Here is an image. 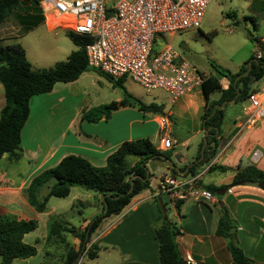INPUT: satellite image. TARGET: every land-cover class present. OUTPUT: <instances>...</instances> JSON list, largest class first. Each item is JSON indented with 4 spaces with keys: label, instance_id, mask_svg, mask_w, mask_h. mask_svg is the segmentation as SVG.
I'll use <instances>...</instances> for the list:
<instances>
[{
    "label": "crops",
    "instance_id": "obj_1",
    "mask_svg": "<svg viewBox=\"0 0 264 264\" xmlns=\"http://www.w3.org/2000/svg\"><path fill=\"white\" fill-rule=\"evenodd\" d=\"M29 15L15 10L5 17L0 23L1 45L14 42L22 44L17 38H22L24 30H20L29 20ZM44 22L48 27L50 24L53 27L55 20L48 19L49 24L44 18ZM260 40L263 42L264 38ZM98 78L102 86L105 83L111 85L104 77L94 71H88L72 82H57L49 92L32 96L29 101V115L21 130L22 158L17 162L9 161L10 165L17 163L19 168L0 169V182L5 179L8 181L9 175L11 178L8 184L0 183L2 214L33 219L37 223L34 230L23 236V240L34 245L37 250L35 255L23 259L26 264L33 263V258L37 255V264H45L47 258L55 259L56 264H64V242L47 238V222L50 215H61L70 226L81 230L94 215L101 212L102 196L80 187H71L65 197L50 196L46 211H35L27 203L23 189L40 171L55 166L62 158L71 154L86 159L94 166L102 167L106 165L107 156L122 142L146 138L157 149L159 139L164 133L173 142V147L169 149L172 151L170 158L179 169L184 170L195 161L200 143L191 149V137H171L175 127V122L170 117V120L167 119L169 115L172 116L171 110L165 112L163 108L165 114L161 116L143 112L135 106H125L114 110L107 120L97 123L81 120L85 110L99 103L93 100V93L87 89L86 80L94 84ZM219 81L222 89L228 87L227 78L221 77ZM254 85L264 90V77L254 81ZM94 90L93 92L98 94V86ZM114 96L113 101L122 98L120 92ZM195 98L196 101L200 98L194 108L198 116L195 125L198 132V129H202L201 115L206 105L201 89L187 93L171 103L177 101L179 108L186 110L195 102ZM108 101L103 100L102 104L112 102ZM3 104L4 88L0 83V109ZM227 105L229 109L225 110ZM247 105V100H244L227 102L223 106L216 150L209 159H204L195 168V172L199 169L205 170L199 179L201 187L230 185L235 172L247 165L264 170V117L255 122H246ZM256 150L259 156L254 161L252 153ZM1 159H6L5 155ZM145 166L148 168L147 164ZM210 166H223L226 170L209 169ZM149 172L152 173L149 188L133 196L118 215L110 216L101 223L86 245L93 243L99 247L96 257L89 259L84 253L79 258L80 263L159 264L158 241L154 229L159 224L160 209L168 210L171 207L172 214L167 211V217L175 222L181 231L176 237V242L184 259L189 256L191 264H235L226 247V239L214 234L218 215L215 206L217 204L224 206L237 221L238 246L249 258L250 264H264V190L254 185L231 186L218 196L214 195V203L195 199L189 201V198L181 200L177 209L176 202L171 201L166 193L157 188L159 177L167 171L154 167L150 168ZM187 172L188 169L184 175H178L187 177ZM14 175L17 177L15 180ZM45 193L46 190L40 191V195ZM219 201L222 202L221 205ZM89 207L93 208L92 211L85 214ZM64 238L75 250L78 249V237L65 234ZM57 250L59 251L56 252Z\"/></svg>",
    "mask_w": 264,
    "mask_h": 264
},
{
    "label": "trees",
    "instance_id": "obj_2",
    "mask_svg": "<svg viewBox=\"0 0 264 264\" xmlns=\"http://www.w3.org/2000/svg\"><path fill=\"white\" fill-rule=\"evenodd\" d=\"M28 1L31 7H36L40 11L39 0ZM20 9H22L20 0H0V23L10 11ZM66 34L76 49L71 51L64 61H59L54 66L43 69L32 67L26 57L25 49L19 42L0 44V83L4 88V104L0 109V159L4 155L10 162H17L22 158L21 130L29 115L30 98L49 92L57 82H72L83 72L94 71L99 76L104 77L111 83L112 87L121 90L122 98L119 101L99 104L85 110L81 115V120L89 123L107 120L114 110L125 106H135L143 112L164 116L162 105L145 104L133 97L124 86V78L115 79L89 67L84 49L87 42L85 36L69 30L66 31ZM252 38L250 35V39ZM255 42L262 51V57L252 56L235 73L221 70L213 65L216 73L204 75L200 89L206 105L201 115V127L202 130H208L207 144L203 151V159L198 163L192 162L187 173L190 172L191 175H194L196 166L204 159H209L216 150L223 111L216 108L213 112L214 105L232 99L235 102L246 100L251 92L257 90V88L248 86L249 75H253L255 82L264 77V42L261 40H255ZM248 67H250L248 74L243 76ZM221 77H225L229 81L228 87L225 89L221 88L219 81ZM218 91H222L220 97L213 100V93ZM237 91H239L238 94ZM212 142L215 144L212 145ZM202 144L203 140L199 144L198 153L194 160L200 158ZM161 154L171 157L172 151L160 152L146 138L124 141L107 156L105 166H94L86 159L71 154L62 158L55 166L44 169L31 178L28 185L23 189V194L27 203L37 212L46 211V203L50 196L65 197L69 194L71 187H80L104 196V199H101V212L94 215L81 230H76L70 226L62 219L61 215L49 216L47 238L59 239L60 242H64V264H76L86 250L92 233L98 229L101 223L110 216L118 215L133 196L149 188L152 173L145 166L146 160ZM130 157L134 160L127 167L126 160ZM187 166L185 165V167ZM209 169L226 170L223 166H210ZM170 173L177 175L174 170ZM237 185H254L264 190V170L254 165H247L235 172L230 185H206L205 188L213 195L218 196L229 187ZM44 186L46 193L40 195ZM131 186L132 189L129 191ZM180 204L181 201L175 203L177 209ZM215 206H217L218 215L214 234L226 239V247L235 264H250L249 258L243 254L238 246L237 221L230 216L224 206L217 204ZM158 219L159 224L154 229V234L158 241L159 264H191L185 261L178 249L176 237L181 234V231L175 222L168 219L167 209H160ZM36 226L37 223L33 219L17 218L0 213V264H14L16 259H25L36 254V247L23 240V236L34 230ZM65 234L79 238L78 249L75 250L69 243L65 242ZM98 249L96 244H90L85 253L86 257L94 259Z\"/></svg>",
    "mask_w": 264,
    "mask_h": 264
},
{
    "label": "built area",
    "instance_id": "obj_3",
    "mask_svg": "<svg viewBox=\"0 0 264 264\" xmlns=\"http://www.w3.org/2000/svg\"><path fill=\"white\" fill-rule=\"evenodd\" d=\"M210 1L39 0L38 7L45 20H55L54 29L64 25L87 38L84 49L89 67L115 79L129 77L147 90L165 91L174 102L199 89L204 74L177 48L169 43L160 44L158 36L199 28ZM255 57H262L260 49ZM246 100V122L263 118L264 90L257 88ZM172 146L170 137L162 134L158 151ZM258 156L257 150L252 153L254 161ZM204 172L202 169L189 177L165 172L159 177L157 188L173 202L192 198L214 203V195L199 185ZM185 261L192 260L186 256ZM79 263L80 259L76 264Z\"/></svg>",
    "mask_w": 264,
    "mask_h": 264
},
{
    "label": "rangeland",
    "instance_id": "obj_4",
    "mask_svg": "<svg viewBox=\"0 0 264 264\" xmlns=\"http://www.w3.org/2000/svg\"><path fill=\"white\" fill-rule=\"evenodd\" d=\"M20 1L22 2V9L17 11L19 13L23 11L30 15L29 20L20 30L22 32L26 27L22 38L17 39L22 42L21 45L25 49L26 57L32 67L34 69L49 68L59 61H64L71 51L76 49V46L66 34L68 29L64 25L54 29L47 20L51 26L49 28L44 22L41 10L39 11L36 7H29L28 0ZM14 11H10V13ZM250 35H252V39H250ZM261 38H264V0H211L199 28L185 30L173 35L162 34L158 36L160 44L169 43L177 48L205 76L216 73L212 67L213 65L230 73L237 72L241 65L249 61L252 56L255 57L256 51L259 49L255 40ZM99 79H95L94 84L86 80V87L93 93V100L99 102L97 105L102 104L103 100L112 99L109 101H113L114 94L117 92L122 95L119 88H112L107 83L102 86ZM124 79V86L133 97L138 98L145 104L162 105L165 112L172 111V116L169 115L175 122L172 138L191 137V144L189 145L191 149H194L203 140L204 132L201 131L202 129L200 130L197 127L198 132L195 129L198 116L194 108L195 104L200 102V98L197 101L195 98V102L191 106L186 110H181L177 101L174 104L171 103L170 96L165 91L160 89L147 90L129 77ZM97 86L99 88L98 94L93 92ZM251 86L256 88L254 84ZM228 106L225 107V110L229 109ZM169 117L166 118L170 120ZM185 148L183 149L186 150ZM133 160L134 158H128L126 166L129 167ZM17 166V163L10 165L7 159L0 160L1 170L4 168L15 170L19 168ZM19 170L21 171V169ZM9 176L8 181H5V179L4 182L0 183H10L11 178ZM13 178L15 180L17 177L14 175ZM45 190L44 186L42 192ZM190 199L188 200L192 201V198ZM92 209L89 207L85 214H89ZM167 211L172 214L171 207ZM0 213L2 212L0 211ZM37 259L38 255L33 258L35 260L32 261L33 263L28 264H37L35 263ZM56 262L55 259L47 258L45 264H56ZM14 264L26 263L23 259H16ZM89 264L97 263L90 262Z\"/></svg>",
    "mask_w": 264,
    "mask_h": 264
},
{
    "label": "water",
    "instance_id": "obj_5",
    "mask_svg": "<svg viewBox=\"0 0 264 264\" xmlns=\"http://www.w3.org/2000/svg\"><path fill=\"white\" fill-rule=\"evenodd\" d=\"M249 69H250V67H248L246 72H244V74H243L244 76L248 74ZM241 83H242V81H241ZM247 84H248V86H251L252 84H254L253 75H251V74L249 75V81L247 82ZM221 93H222V91L214 92L212 95L213 100H217L220 97ZM238 93H239V91H237V94ZM232 101H234V99L229 100V101H223L220 104H215L213 112L215 111L216 108L222 109L223 106L227 102H232ZM207 131H208L207 129H203V132H204L203 133V144H202L201 149H200L201 156L198 160H195L194 163H198L204 157L203 151H204V148L206 147V144H207V139H206ZM213 144H215V142H213ZM146 164L148 165V168H147L148 171L150 168L159 167V168H164L167 172H171L172 170H174L179 175H184L188 169V168H186L184 170H180L170 157H166L165 155H162V154L156 156L155 158H149L148 160H146ZM189 176H191L190 172L187 174V177H189ZM131 179H132V177H131ZM131 185H133L132 182H131ZM131 189H132V186H131L129 191H131ZM102 199H104V196H102ZM219 204L221 205L222 202L219 201Z\"/></svg>",
    "mask_w": 264,
    "mask_h": 264
}]
</instances>
